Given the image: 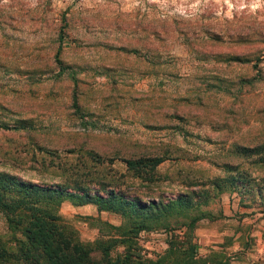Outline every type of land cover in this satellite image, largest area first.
Returning a JSON list of instances; mask_svg holds the SVG:
<instances>
[{"label":"rangeland","instance_id":"374dc122","mask_svg":"<svg viewBox=\"0 0 264 264\" xmlns=\"http://www.w3.org/2000/svg\"><path fill=\"white\" fill-rule=\"evenodd\" d=\"M163 21L189 31L161 40ZM63 23L58 56L68 68L59 71L52 54ZM231 53L248 60H226ZM72 91L85 126L70 107ZM19 119L27 127L0 125V170L37 183H105L149 201L214 175L243 180L168 215L171 228L133 236L107 225H123L119 214L63 200L61 220L81 240L130 237L133 250L153 259L169 240L185 247V215L204 212L189 239L196 256L264 264V163L234 150L264 140V0H0V124ZM153 154L167 158L151 180L123 161ZM11 233L0 213V236Z\"/></svg>","mask_w":264,"mask_h":264},{"label":"trees","instance_id":"16d2710c","mask_svg":"<svg viewBox=\"0 0 264 264\" xmlns=\"http://www.w3.org/2000/svg\"><path fill=\"white\" fill-rule=\"evenodd\" d=\"M66 27V23L55 27L57 45L52 54V60L57 63L59 71L68 68L58 56ZM188 29L186 24L179 26V24L163 21L157 28L156 34L160 35L162 40L165 35H173L177 32L186 35ZM198 29L214 41L219 40L217 32L208 30L203 25ZM215 59L218 58L215 56ZM225 59L247 61L248 57L231 53L227 54ZM157 63L161 62L157 61ZM251 66L254 67L255 63ZM255 73L256 76L257 69ZM70 75L74 80L75 76ZM70 107L85 126L87 122L83 120V113L79 111L74 91L71 94ZM175 114L169 113L173 116ZM0 125L4 128L21 129L28 124L19 119L11 126L6 123ZM160 125L162 127L165 124ZM234 150L240 156L252 158L254 163H264V140L253 145L237 144ZM86 155L98 156L91 151H86ZM165 158L167 156L164 154H153L127 157L123 158V161L133 176L151 180L158 177L156 165ZM223 180L228 183L226 182L225 185ZM242 182L241 178L233 175L225 177L214 175L203 182L189 183L188 185L196 184L197 188H187L174 197L146 201L139 195L124 194L105 183L96 187L83 185L77 181H73L71 185L59 182L37 183L0 170V213L7 228L12 232L9 238L3 239L4 236H0V264H164L165 259L170 256L175 259L172 260L173 264H207V258L196 256L197 246L189 240L194 222L203 217L204 212L185 215L187 218L182 222L187 229L185 247L180 248L173 240H169L167 248L152 259L143 258L133 250L134 242L130 237L98 236L92 240H81L76 230L61 220L59 206L63 200H67L73 205L90 203L97 211L117 213L124 217L125 223L123 225L107 223V225L118 229L121 234L133 236L140 230L158 226L169 229L172 226L167 219L168 215L182 214L190 206L206 203L209 198L208 191L216 194L227 187L236 188ZM120 243L123 246L121 245V250H117L115 246Z\"/></svg>","mask_w":264,"mask_h":264}]
</instances>
